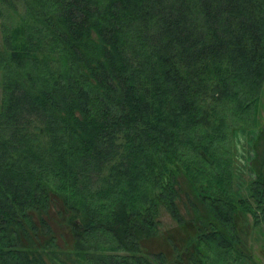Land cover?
<instances>
[{
	"label": "trees",
	"instance_id": "16d2710c",
	"mask_svg": "<svg viewBox=\"0 0 264 264\" xmlns=\"http://www.w3.org/2000/svg\"><path fill=\"white\" fill-rule=\"evenodd\" d=\"M0 18V264H257L235 247L264 175L237 194L230 136L256 125L264 0H0ZM162 209L192 231L171 254L146 244Z\"/></svg>",
	"mask_w": 264,
	"mask_h": 264
},
{
	"label": "rangeland",
	"instance_id": "374dc122",
	"mask_svg": "<svg viewBox=\"0 0 264 264\" xmlns=\"http://www.w3.org/2000/svg\"><path fill=\"white\" fill-rule=\"evenodd\" d=\"M1 22V18H0ZM2 46V33L0 28V47ZM3 102V79L2 70L0 68V108ZM256 113H254V122L256 125L247 129H237L230 136V146L233 152V171L235 175L234 188L238 195L244 196L247 184L256 178L258 172L262 170L264 175V148L259 143L258 135L264 133V83L260 92ZM253 125V124H252ZM186 218H190V214L186 215V211L182 210ZM67 217L59 211V208H52L49 213V222L55 236L58 238L59 244L64 248H69L73 244L72 235L67 228ZM159 235L155 239L147 241V246L156 251H165L172 253L169 240L182 242L187 240L188 235L192 232L191 228H180L175 220L164 209L161 210ZM249 235H242L241 245L235 247L237 251H244L249 256V261L257 264H264V222L259 226L252 227ZM245 245V246H244ZM246 247V248H245ZM235 253V252H234ZM209 263V262H207Z\"/></svg>",
	"mask_w": 264,
	"mask_h": 264
}]
</instances>
